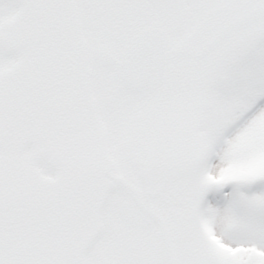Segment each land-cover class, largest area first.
<instances>
[{
  "label": "snow or ice",
  "instance_id": "6c2138e0",
  "mask_svg": "<svg viewBox=\"0 0 264 264\" xmlns=\"http://www.w3.org/2000/svg\"><path fill=\"white\" fill-rule=\"evenodd\" d=\"M0 264H264V0H0Z\"/></svg>",
  "mask_w": 264,
  "mask_h": 264
}]
</instances>
